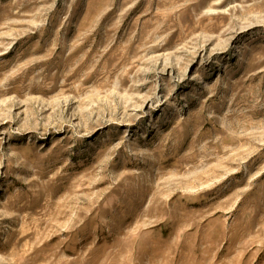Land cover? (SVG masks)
<instances>
[{
    "label": "rangeland",
    "instance_id": "374dc122",
    "mask_svg": "<svg viewBox=\"0 0 264 264\" xmlns=\"http://www.w3.org/2000/svg\"><path fill=\"white\" fill-rule=\"evenodd\" d=\"M0 264H264V0H0Z\"/></svg>",
    "mask_w": 264,
    "mask_h": 264
}]
</instances>
